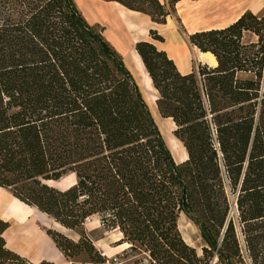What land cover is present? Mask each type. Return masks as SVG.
I'll return each instance as SVG.
<instances>
[{
	"label": "trees",
	"instance_id": "trees-1",
	"mask_svg": "<svg viewBox=\"0 0 264 264\" xmlns=\"http://www.w3.org/2000/svg\"><path fill=\"white\" fill-rule=\"evenodd\" d=\"M100 1L164 25L180 0ZM103 32L73 0H0V188L78 236L46 230L70 264H264V15L187 36L215 67L182 73L152 42L134 45L186 155L178 163ZM93 218L127 247L102 255L85 230ZM8 227L0 219V264H34L6 247Z\"/></svg>",
	"mask_w": 264,
	"mask_h": 264
},
{
	"label": "crops",
	"instance_id": "crops-1",
	"mask_svg": "<svg viewBox=\"0 0 264 264\" xmlns=\"http://www.w3.org/2000/svg\"><path fill=\"white\" fill-rule=\"evenodd\" d=\"M80 1L87 2L88 5L86 6V8L88 9L89 14H91L94 17L97 16L102 20V21L100 20L95 21L90 25H97L99 27L105 28L103 22L109 24L107 31L109 36L113 39L114 44L113 43L111 44L110 41L107 40V38L104 36V33L103 36L107 40V42H109V44L116 50V52L122 56V58H126L125 56L129 52L134 51V45L139 41H150L159 50H162L164 52L168 50L170 52V49L165 47L166 46L165 38L168 37V38H173L175 42H177V44L184 45L185 48H187V45L183 40V38H179L178 33L174 29H172L170 25L172 24L171 22L174 20V17H176L179 20L180 28H183L185 30L186 36H188L195 32H199L203 30L224 28L229 24L233 23L234 21H236L245 12L264 15L262 14L264 10V0H180L175 4V14L173 15L172 18L168 17L164 25L154 24L150 21L148 16L137 13L143 19L146 20L145 21L147 27L146 35L143 38L130 40V38L127 36V31L124 28L119 27L116 29L115 25H112L110 22H108V20L105 17H103V15H101L99 12L100 4L105 6H111L110 4H117V3L103 2L100 0H80ZM158 1L162 5L167 7V0H158ZM117 5L122 7L119 4ZM123 9L129 11L125 8ZM78 10L80 11V9ZM80 13L82 14L81 11ZM132 13H136V12H132ZM158 28H163V30L161 31L163 34L165 33V31H167L168 36H165L166 34L162 36V34H160V32L158 31ZM150 29L156 31L158 35H160L164 39V42L163 43L153 42L149 38L148 31ZM116 41L121 42L123 46L124 44H126L128 48L123 47L124 49L123 52L121 49L117 47ZM186 41H187V37H186ZM172 55L175 56V54ZM203 64L207 65V63L205 62L202 63V65ZM207 66L212 67L211 65H207ZM188 72H182V73H188ZM1 190L4 189L0 188V191ZM38 213L39 215L37 216H30V217H26L24 220H19V219H6L2 216V213L0 212V219L3 220L4 222L10 223L7 230L3 233V238L5 240L6 247L11 251L17 253L21 257L26 258L27 260H29L31 263L34 264H38L42 261L51 262L53 264H70L65 260L62 253L55 247L51 238L46 234L47 228L41 225V223L39 222V220H42L44 214L40 212ZM118 236L119 237L117 241L120 238L119 234ZM116 248L119 247H112V249H116ZM122 250L124 249H121V251Z\"/></svg>",
	"mask_w": 264,
	"mask_h": 264
},
{
	"label": "rangeland",
	"instance_id": "rangeland-1",
	"mask_svg": "<svg viewBox=\"0 0 264 264\" xmlns=\"http://www.w3.org/2000/svg\"><path fill=\"white\" fill-rule=\"evenodd\" d=\"M73 1L77 7L79 6L78 9H80L83 17L85 18V20L87 21L88 24H92L93 22L98 21V20L102 21L99 17H97V16L94 17L91 14H89L88 9L86 8V6L88 5L87 2H81L80 0H73ZM262 14H264V10H263ZM103 23L105 25L104 26L105 28H103L104 29V32H103L104 36L107 38V40L110 41L111 44L112 43L114 44L113 39L109 36L108 31H107L109 24L106 22H103ZM171 23L172 24H170V25H171L172 29H174L178 33L179 38H183V40L185 41L187 48L189 49L190 53L184 60L180 59L179 57L173 56L167 50L166 52H167L168 56L175 62L178 70H180L182 72H188L190 70L196 69L198 64H202L205 61L200 59L198 54H195L196 50H193V47H191L189 44H187V41H186L187 36L185 34V30L183 28H180V23L177 22L176 17H174V20ZM162 30H163V28H158V31L160 32V34H162V36H164V34L161 32ZM165 33H166L165 36H168V32L165 31ZM116 44H117V47L119 49H121L123 52H124L123 47L128 48L126 44H124V46H123L121 44V42H119V41H116ZM192 51H194V52H192ZM125 57H127V55ZM137 75H138V73L136 74V76H133V77L137 78ZM140 83H141V87L143 88L142 83H144V80L142 79V81ZM163 130H164V134L167 135L168 138L173 137L172 132L174 130V127L171 130V134H168L169 132L165 127ZM165 142H166V140H165ZM166 144H167V142H166ZM169 144L170 143L168 141L167 146H168L169 150L171 151L172 155L175 154V156L177 157V158L175 157L176 160L178 162L183 161L184 159L181 158L182 153H181L180 147L175 150L172 146L173 144L172 143H171L172 145L171 144L169 145ZM178 153H180V154H178ZM71 182H72L71 178H67V179L62 180L60 183H57V184L49 183V184L56 186V187L60 186L59 188H61V187H66V186L70 185ZM0 193H1L0 195H2L0 197H2V198L12 196L9 193V191L5 190V189L1 190ZM39 222L41 223V225L45 226L47 229H51V230L56 231L57 230L56 227H59L56 223H54V221L52 219L48 218L45 215L43 216L42 220H39ZM8 224H10V223L8 222ZM177 226H178L179 233H180L182 239L184 240V242L188 246H190L191 248L195 249L196 253L200 256L201 255L202 241L200 239L199 232H198V229L196 228V226H194L184 215L179 216V218L177 220ZM85 230H86L88 237L93 241L94 247L98 251H100L101 253L105 252L107 254L108 258L114 257L115 255H117V253H120L121 249H123V248L112 249V247L114 246V243L117 241V239L119 237L118 234H116L115 232H112V233L111 232H104L102 230V228L98 225L96 218H93V219L88 220L86 222ZM59 232L62 233L63 235H65L66 237H68L69 239L73 240V241H76L78 238V236L71 231L65 230V231H62V232L59 231ZM143 258H144V256H142V255L135 256V257L128 256L126 258L118 259L117 262L119 264H149L148 262L147 263L144 262ZM79 260H81V259H79Z\"/></svg>",
	"mask_w": 264,
	"mask_h": 264
},
{
	"label": "bare ground",
	"instance_id": "bare-ground-1",
	"mask_svg": "<svg viewBox=\"0 0 264 264\" xmlns=\"http://www.w3.org/2000/svg\"><path fill=\"white\" fill-rule=\"evenodd\" d=\"M110 5L111 6H105V5L100 4L99 5V12L101 15H103V17H105L108 20V22H110L112 25H115L116 29L119 27L124 28L127 31V36L130 38V40L143 38L146 35V28L147 27H146V22H145L146 20L145 19H143L137 13H132V12L124 10L122 7L118 6L117 4H110ZM165 34L166 33H164V35ZM165 45L164 46L166 48L170 49V52L172 54H175V57H179L180 59H183V60L190 53L188 48H185L184 45L177 44V42H175V40L173 38H168V37L165 38ZM192 52H194V51H192ZM195 54H198L199 58L202 59L203 61H205V63H207V65H211L212 67L216 66V61L211 54H209V53L203 54V53L198 52L197 50H196ZM123 61L133 76H136V74L138 73L143 78V80L146 84H148V85L151 84L150 79L147 76V74L143 68L141 60L135 51H132L129 54H127V57L123 58ZM151 114H152L162 136H163V139L166 140L167 145H168V141H169L170 144L171 143L173 144V145L172 144L171 145L173 146V148L175 150L180 147L181 153H182L181 158L185 159L186 155L184 153L183 148L178 143V141H176L174 137L168 138V136L164 134V130H163L164 127L168 130V132H169L168 134H171V130L173 128L171 121L168 119H162L160 117V115L158 114L156 109H153V111H151ZM178 154H180V153H178ZM173 157H174L175 161H177L176 160L177 157L175 156V154H173ZM177 163H178V161H177ZM57 187L59 188L60 186H57ZM59 189H64V187H61ZM0 196H2V195H0ZM0 212L2 213V216L6 219L24 220L26 217L39 215V213L36 210L30 209L28 206L24 205L23 203H21L20 201H18L17 199H15L13 197H4V198L0 197ZM56 229H57L56 231H61V232L65 231L59 227H56ZM126 247H127L126 245H123L119 248L125 249ZM103 255L107 256V254L105 252L103 253Z\"/></svg>",
	"mask_w": 264,
	"mask_h": 264
},
{
	"label": "water",
	"instance_id": "water-1",
	"mask_svg": "<svg viewBox=\"0 0 264 264\" xmlns=\"http://www.w3.org/2000/svg\"><path fill=\"white\" fill-rule=\"evenodd\" d=\"M135 78V81L137 82L138 86L141 88L142 90V94L144 96V100L147 103L150 111H153V109H156V100H157V96L155 91L153 90L152 85H147L145 82L142 83L143 88L141 87V81H142V77L138 74L137 78ZM185 160V159H184Z\"/></svg>",
	"mask_w": 264,
	"mask_h": 264
},
{
	"label": "built area",
	"instance_id": "built-area-1",
	"mask_svg": "<svg viewBox=\"0 0 264 264\" xmlns=\"http://www.w3.org/2000/svg\"><path fill=\"white\" fill-rule=\"evenodd\" d=\"M143 261L146 262V263L148 262L146 259H143ZM148 263H149V262H148ZM149 264H150V263H149Z\"/></svg>",
	"mask_w": 264,
	"mask_h": 264
}]
</instances>
